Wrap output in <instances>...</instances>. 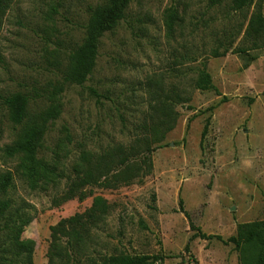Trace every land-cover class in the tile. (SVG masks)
Returning a JSON list of instances; mask_svg holds the SVG:
<instances>
[{
  "label": "rangeland",
  "instance_id": "1",
  "mask_svg": "<svg viewBox=\"0 0 264 264\" xmlns=\"http://www.w3.org/2000/svg\"><path fill=\"white\" fill-rule=\"evenodd\" d=\"M103 1L10 0L0 14V182L10 178L0 191V261L7 262L3 249L16 232L4 227L8 216L26 214L19 232L34 241L31 264H47L50 227L101 196L109 211L92 231L85 255L240 264L233 244L194 235L226 240L238 224L264 219V43L253 48L245 36L251 14L264 16V0L241 10L209 0H131L124 18L101 38L87 80L67 83L69 54L84 38L90 8ZM171 5L176 18L170 28ZM201 71L215 89L195 87ZM54 86H61L55 90L60 115L38 157L72 177L82 149L116 155L118 148L142 152L148 145L149 167L126 184L92 187L91 196L58 206L53 199L64 180L58 190L29 189L14 173L18 159L4 151L22 127L10 120L3 97L27 95L35 114L49 104ZM17 223L15 218L12 225Z\"/></svg>",
  "mask_w": 264,
  "mask_h": 264
},
{
  "label": "trees",
  "instance_id": "2",
  "mask_svg": "<svg viewBox=\"0 0 264 264\" xmlns=\"http://www.w3.org/2000/svg\"><path fill=\"white\" fill-rule=\"evenodd\" d=\"M131 0H104L101 4L90 8L89 16L84 25V38L82 42L69 54L68 64L64 72V81L81 85L93 72L98 55L101 38L106 32L112 31L118 22L124 18L125 11ZM253 0H209V4L220 5L229 2L233 10H241L252 3ZM10 0H0V14L3 13ZM176 18L174 5L168 9L167 20L171 28ZM245 36L249 37L253 48H258L264 43V16L260 11L251 14L245 30ZM195 87L199 90L215 89L211 82V76L201 71L195 80ZM61 89L54 86L49 95V104L41 111L30 114V98L23 93H13L3 97V103L7 107L10 120L21 125V131L17 138L4 147L5 154L16 157L18 162L14 173L31 190L44 189L48 186L58 190L62 180L64 190L53 199L58 206L73 198L83 200L92 195V187H116L118 184H126L139 176L141 168L149 167L150 153L153 150L148 145L143 151L137 147H131L128 151L118 148L116 155L112 153L96 154L91 150L82 149L72 166V177L65 176L57 171L56 163H48L38 157V149L46 135L50 124L60 115V104L56 99L55 90ZM100 97L95 91H92ZM155 127L152 131L155 134ZM205 132V130H204ZM204 132L202 136L204 135ZM65 140L69 142L70 134L65 129ZM143 154L141 162L133 163V159ZM116 156V157H115ZM56 160V159H55ZM146 164L143 166V164ZM143 166V167H142ZM10 178L0 182V191L9 186ZM181 211L182 201H179ZM109 205L101 196H94L89 208L82 213L60 219L50 227V242L47 250V264H161L162 257L158 255H130L127 253L110 254L97 260L85 255V245L92 231L98 227V223L108 214ZM186 214V213H185ZM15 218L18 223L13 224ZM26 214L23 212L12 214L4 223L5 228L16 231L7 245L6 264H31V255L34 241L22 238L20 232L23 224L27 223ZM202 239L215 238L224 243L233 244L238 252L240 264H264V219L237 225L236 234L223 240L220 235L195 233Z\"/></svg>",
  "mask_w": 264,
  "mask_h": 264
}]
</instances>
